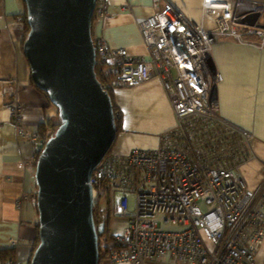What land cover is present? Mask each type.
I'll use <instances>...</instances> for the list:
<instances>
[{
    "label": "built area",
    "instance_id": "built-area-1",
    "mask_svg": "<svg viewBox=\"0 0 264 264\" xmlns=\"http://www.w3.org/2000/svg\"><path fill=\"white\" fill-rule=\"evenodd\" d=\"M153 1L158 7V0ZM106 3L96 0L95 19L105 16ZM243 4L252 11L240 14ZM254 11L264 19V2L201 0L202 20L196 23L165 3L153 14L135 18L146 57L111 47L103 37L93 38L103 88H132L156 78L176 123L174 132L163 135L161 147H133L118 159L110 151L92 173L95 203L104 193L119 195L110 217L124 222L121 231L112 234L113 242L104 244L110 263L254 264L264 235V177L251 186L239 171L245 143L250 144L253 135L219 115L216 79L205 73L209 52L222 36L243 41L246 34L256 35L257 46H264L259 20L254 26L239 22ZM11 111L17 134L38 147L39 135L24 127L20 106ZM194 120L224 141L221 154L212 145L203 155L201 149L189 153L173 144L172 137ZM34 161L35 156L24 159L23 165L31 167ZM107 177L113 180L110 184ZM201 203L207 207L202 209ZM169 226L178 229H166Z\"/></svg>",
    "mask_w": 264,
    "mask_h": 264
},
{
    "label": "crops",
    "instance_id": "crops-1",
    "mask_svg": "<svg viewBox=\"0 0 264 264\" xmlns=\"http://www.w3.org/2000/svg\"><path fill=\"white\" fill-rule=\"evenodd\" d=\"M165 3H171L188 20H202L201 0H158V7L153 0H107L105 16L101 20L93 18L92 35L103 37L111 47L126 48L131 54L146 57L147 49L135 18L149 16ZM123 6L129 8L123 10ZM23 10L22 0H0V250H12L13 256L6 259V264H27L31 255L29 242L36 237L38 220L33 167L23 165L24 159L33 158L36 146L17 134L11 110L19 104L24 127L36 131L44 115L41 107L46 103L45 97L30 84L21 44L19 18ZM248 10L252 11L243 4L239 12ZM258 22L264 27L263 18ZM204 23L212 27L206 18ZM257 41L249 34L244 35L243 41L222 36L205 64L206 75L216 79L214 94L219 115L253 135L252 149L247 148L245 162L239 167L251 186H258L264 177V46H255ZM113 93L122 115V129L112 149L115 159L133 147H161L163 135L174 132V113L158 79L137 87L116 88ZM54 113L50 108L45 115ZM102 262L110 264L107 259ZM254 264H264V235Z\"/></svg>",
    "mask_w": 264,
    "mask_h": 264
},
{
    "label": "water",
    "instance_id": "water-1",
    "mask_svg": "<svg viewBox=\"0 0 264 264\" xmlns=\"http://www.w3.org/2000/svg\"><path fill=\"white\" fill-rule=\"evenodd\" d=\"M22 1L29 76L59 118L33 163L38 241L28 264H99L104 222L95 220L90 180L117 129L111 96L95 71L96 0ZM259 16L249 12L239 22L254 26Z\"/></svg>",
    "mask_w": 264,
    "mask_h": 264
},
{
    "label": "trees",
    "instance_id": "trees-1",
    "mask_svg": "<svg viewBox=\"0 0 264 264\" xmlns=\"http://www.w3.org/2000/svg\"><path fill=\"white\" fill-rule=\"evenodd\" d=\"M19 20L22 24V30H23L22 31V38H21V44H22L23 39H24V37L28 31V25L26 22L25 5H24L23 12L20 14ZM95 71H96V74H97V77L99 78V80L102 81V65L98 64L95 67ZM30 84L39 93H41L46 99L45 105H43L41 107V110L44 111V115H45L46 110L50 109V108H53V110L55 112L52 116H46V115L44 116L43 115V118L38 123V127H37L36 132L39 135L40 142H44L46 140V138L48 136H50L53 133V131L56 129L57 123L59 122V118H58L57 111H56L55 107L50 103L47 95L43 91H41L40 89L35 87L31 78H30ZM108 92L111 96L113 108L115 111V123H116V129H117V134H118V132L122 129V115H121V111H120L119 107L115 103L113 90L109 89ZM116 138H117V135H116ZM116 138H115V141H116ZM115 141L112 144L109 152L110 151L112 152V149L114 148ZM37 155H38V149H36V151H35V155H34L35 158L37 157ZM106 181H107V184H110L113 180H110L109 177H107ZM108 194L109 193H104L105 196H103L104 197L103 200L98 202L94 206V210H93V214H94L96 222H98V223L104 222V232L99 237V254H100L99 264L102 263L103 259H105L106 255H107V252H106L107 247H105L104 244L108 241L113 242V240H114L113 236L110 235V227L109 226H110L111 218L109 216V213H111V211H110V198H109L110 196ZM33 198H34V202H35V191H34ZM101 202H102V204H100ZM111 203H112V201H111ZM36 227H37V222H36ZM37 241H38V236L36 234V237L29 242L31 252L33 251V248L36 245ZM11 251L12 250H9V251L8 250H0V259H1L3 264H6V261L8 260V258L9 259L13 258Z\"/></svg>",
    "mask_w": 264,
    "mask_h": 264
},
{
    "label": "rangeland",
    "instance_id": "rangeland-1",
    "mask_svg": "<svg viewBox=\"0 0 264 264\" xmlns=\"http://www.w3.org/2000/svg\"><path fill=\"white\" fill-rule=\"evenodd\" d=\"M93 18H94V16H93ZM255 37L259 40V37L258 36L255 35ZM254 44H255V46H257V42H254ZM261 48H263V47H261ZM211 51H212V49H211ZM210 52H209V56H210ZM209 56H208V58H209ZM102 82H103V79H102L101 83ZM121 88H125V87H121ZM106 89L107 90L112 89L114 91V89H116V88H106ZM13 106L15 107L16 104H14ZM20 110H22V107L21 106H20ZM195 125H198V126H195ZM203 128H204V126L202 127L201 126V122H199L198 120L190 121L187 124V127L184 130H181L178 134H175L172 137V139L174 141L173 144L176 145V146H178V147H180V148H182L183 150H185V151H187L189 153H193L194 152V148L195 149H201V150L204 151V153H202L203 155H206L207 154V153H205V149H208L212 145V147L217 151V153L221 154L222 151H221L220 145H222L224 141L217 140L216 139V135H214V132L213 131H211L210 129L203 130ZM162 144H163V142H162ZM245 144L247 146L246 147V150H247V148L252 149L251 143L250 144L245 143ZM118 196L119 195L117 193H115V194H113L111 196V198L109 197L110 198V211H111L112 205H114L116 203V201L118 200ZM103 198L104 197L101 196L100 197V201H102ZM131 198H132V196H129L130 202H131ZM111 201H112V203H111ZM96 204L97 203H95V205ZM100 204H102V202ZM200 207L202 209H204L207 206H205L203 203H201L200 204ZM109 216H110V213H109ZM123 222H124L123 219H120V218H117V217H113L111 219V221H110V226H109L110 227V235L115 234V233H119L121 231L122 223ZM166 229L176 230V229H178V227L169 226V227H166ZM0 262H1V264H3L2 261H1V259H0ZM109 263H110V261H109ZM110 264H112V263H110Z\"/></svg>",
    "mask_w": 264,
    "mask_h": 264
},
{
    "label": "bare ground",
    "instance_id": "bare-ground-1",
    "mask_svg": "<svg viewBox=\"0 0 264 264\" xmlns=\"http://www.w3.org/2000/svg\"><path fill=\"white\" fill-rule=\"evenodd\" d=\"M259 17H260V16H259ZM258 20H259V18H258ZM258 20H257V21H258ZM257 21H256V22H257ZM258 26H259V25H258ZM93 38H94V37H93ZM36 149H38V147H36ZM108 152H109V151H108ZM35 159H36V158H35ZM32 167H33V165H32ZM108 251H109V249L107 248V250H106L107 255H106L105 259H103V261L106 260V259L108 260ZM99 259H100V258H99Z\"/></svg>",
    "mask_w": 264,
    "mask_h": 264
},
{
    "label": "clouds",
    "instance_id": "clouds-1",
    "mask_svg": "<svg viewBox=\"0 0 264 264\" xmlns=\"http://www.w3.org/2000/svg\"><path fill=\"white\" fill-rule=\"evenodd\" d=\"M109 261V260H108ZM27 264H28V262H27Z\"/></svg>",
    "mask_w": 264,
    "mask_h": 264
}]
</instances>
